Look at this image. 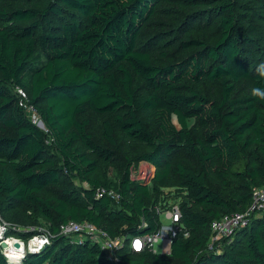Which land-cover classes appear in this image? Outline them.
<instances>
[{"label": "trees", "instance_id": "obj_1", "mask_svg": "<svg viewBox=\"0 0 264 264\" xmlns=\"http://www.w3.org/2000/svg\"><path fill=\"white\" fill-rule=\"evenodd\" d=\"M42 1L0 0V213L54 238L19 262L0 248V264H264V211L207 250L211 223L247 211L264 186V98L253 94L264 93V0H175L178 25L198 26L148 51L139 38L166 0ZM143 162L149 183L131 177ZM169 200L189 238L167 257L125 249L113 263L58 236L69 221L149 234Z\"/></svg>", "mask_w": 264, "mask_h": 264}, {"label": "built area", "instance_id": "obj_2", "mask_svg": "<svg viewBox=\"0 0 264 264\" xmlns=\"http://www.w3.org/2000/svg\"><path fill=\"white\" fill-rule=\"evenodd\" d=\"M15 92L18 98V106L24 111L28 120L33 125L42 129L43 127H40L42 123L39 114L34 106L29 103L27 94L21 88H17ZM147 165V169L144 170L141 169L143 167L140 165V174H138V176H134L131 173L132 179L149 183L154 173H152L149 164ZM147 171H150V176L147 174ZM102 195H106L115 201L118 200V195L112 190H98L97 197ZM251 201V207L247 211L225 215L221 219L211 223V235L207 244L208 251L219 250L218 243L221 240L231 236L238 228L246 227L253 215L264 211V186L255 188L252 191ZM155 213L158 216L159 224L154 232L145 235L133 236L127 239L125 237L111 238L89 222L69 221L59 226L58 236L66 238L69 243L73 245H80L83 242L95 244L113 263H118L120 253L125 249L136 254L148 252L155 256L167 257L171 254L173 242L179 237L183 239L189 238V232L181 222L179 200H169L168 202L160 204L156 207ZM164 221H166V223ZM12 230L13 228H11V225L3 221L0 217V245H7L6 250H1L9 260L15 262H19L28 250H35V253L43 250L54 238L48 230H44L28 238L27 241L24 242L22 239L12 235L10 233ZM15 231L16 230L12 232ZM15 242L21 244V249H15L14 246H12ZM159 243L161 244V251L157 252L154 248L155 245ZM137 245H139V247H137Z\"/></svg>", "mask_w": 264, "mask_h": 264}, {"label": "rangeland", "instance_id": "obj_3", "mask_svg": "<svg viewBox=\"0 0 264 264\" xmlns=\"http://www.w3.org/2000/svg\"><path fill=\"white\" fill-rule=\"evenodd\" d=\"M48 2L49 0H43L42 1L43 7L46 6V3ZM174 3H175V0H166V4H164V6L162 7L161 12H159L155 16V18H153L147 24V26L142 30V35L139 38V42H140V47L143 48L144 51H148V48H147L148 44H151L153 48H155L158 45H160L161 42H164L167 38H172V37H173L172 41L174 43L172 47H174L177 44L176 42L178 41V39L181 36H184L186 32L192 28V26H198L197 22L194 24L185 25L184 27L178 25L177 22L179 21L176 18H181V13H179L178 11H175L174 6L173 7L170 6ZM199 24H201L200 31L206 30V32H211V28L209 26H206V24L204 23V20H202ZM165 32H168V35H165ZM166 47H168V42L163 45L162 49H166ZM94 125L96 126V124ZM190 125H192L191 122H190ZM140 165L143 168H141ZM139 167L142 170H144V169H147L148 165L143 162V163H139L138 165L133 166L131 173L134 176H138V174H140ZM150 167H151L152 173H154L153 167L152 166ZM104 171L107 172V168H105ZM147 174H149L150 176V171H147ZM108 176L111 180L114 179L113 173L110 170L108 171ZM74 185L84 188V189L88 188V185L86 183H80L78 181L74 182ZM0 217L3 221L11 225V228H13L12 231L16 230L14 233H16L17 236L15 235V237L22 239L24 242L27 241L28 238H31L32 236L37 234L38 232L47 230L43 225L41 226L40 224L39 225L37 224L36 225H26V224H17L16 220L12 222L8 221L3 218L1 213H0ZM164 222L166 223V221ZM12 231L10 233H13ZM154 249L157 252H160L161 244L160 243L156 244Z\"/></svg>", "mask_w": 264, "mask_h": 264}, {"label": "water", "instance_id": "obj_4", "mask_svg": "<svg viewBox=\"0 0 264 264\" xmlns=\"http://www.w3.org/2000/svg\"><path fill=\"white\" fill-rule=\"evenodd\" d=\"M40 127H43L42 124H40ZM0 248L2 250H6L7 249V245L6 244H1ZM15 249H21V245L19 246L18 244L14 246ZM35 250H28V252H34ZM35 253V252H34Z\"/></svg>", "mask_w": 264, "mask_h": 264}, {"label": "clouds", "instance_id": "obj_5", "mask_svg": "<svg viewBox=\"0 0 264 264\" xmlns=\"http://www.w3.org/2000/svg\"><path fill=\"white\" fill-rule=\"evenodd\" d=\"M254 95H259L261 98H264V93L260 92L258 89L253 90Z\"/></svg>", "mask_w": 264, "mask_h": 264}, {"label": "bare ground", "instance_id": "obj_6", "mask_svg": "<svg viewBox=\"0 0 264 264\" xmlns=\"http://www.w3.org/2000/svg\"><path fill=\"white\" fill-rule=\"evenodd\" d=\"M17 244H18L19 246L21 245V244H19V243L15 242L14 244H12V246H15V245H17Z\"/></svg>", "mask_w": 264, "mask_h": 264}, {"label": "snow or ice", "instance_id": "obj_7", "mask_svg": "<svg viewBox=\"0 0 264 264\" xmlns=\"http://www.w3.org/2000/svg\"><path fill=\"white\" fill-rule=\"evenodd\" d=\"M137 247H139V245H137Z\"/></svg>", "mask_w": 264, "mask_h": 264}]
</instances>
